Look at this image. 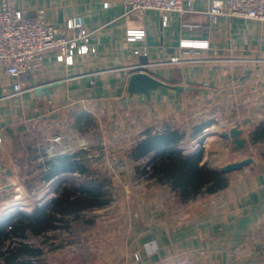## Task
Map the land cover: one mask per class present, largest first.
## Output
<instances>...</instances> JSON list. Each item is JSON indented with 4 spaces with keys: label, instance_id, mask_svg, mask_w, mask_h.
<instances>
[{
    "label": "crops",
    "instance_id": "obj_1",
    "mask_svg": "<svg viewBox=\"0 0 264 264\" xmlns=\"http://www.w3.org/2000/svg\"><path fill=\"white\" fill-rule=\"evenodd\" d=\"M211 2L196 0L193 11L163 23L156 10L125 15L123 0H15L24 16L42 10L53 26L81 16L95 51L74 53L72 64L47 54L23 76L20 94L17 78L0 70V218L11 198L7 179L22 174L26 153L41 174L47 158L70 146L88 155L90 169L107 172L116 193L93 212L92 225L75 227L87 240L76 264H264V22L213 20ZM138 29L144 39L128 40L127 30ZM139 71L161 84L131 94ZM214 125L201 166L251 159L229 172L225 188L182 202L169 184L136 173L145 160L132 151L147 130H184L181 149L192 154ZM233 128L236 137L220 136ZM152 240L158 250L149 254L144 244ZM66 243L53 258L77 248Z\"/></svg>",
    "mask_w": 264,
    "mask_h": 264
},
{
    "label": "trees",
    "instance_id": "obj_2",
    "mask_svg": "<svg viewBox=\"0 0 264 264\" xmlns=\"http://www.w3.org/2000/svg\"><path fill=\"white\" fill-rule=\"evenodd\" d=\"M185 137L184 130L170 126L150 129L132 151L135 159L146 161L136 167V173L169 184L182 202L217 192L228 182L222 173L201 166L202 148L184 153L181 143ZM87 159L83 150H77L44 161L41 178L46 182L54 179L51 186L56 187V196L31 213L15 211L0 219V264H45L43 246L57 248L65 244L62 233L55 232L70 233L80 224L81 228L92 225L96 219L92 213L114 203L112 179L90 169Z\"/></svg>",
    "mask_w": 264,
    "mask_h": 264
},
{
    "label": "built area",
    "instance_id": "obj_3",
    "mask_svg": "<svg viewBox=\"0 0 264 264\" xmlns=\"http://www.w3.org/2000/svg\"><path fill=\"white\" fill-rule=\"evenodd\" d=\"M195 2L196 0H123V6L125 15L156 10L162 15L163 23H166L172 13L193 11ZM207 12L213 20L224 15L264 22V0H212ZM126 34L128 40H143L146 31L127 30ZM92 37L93 32L86 28L81 16L68 18L63 27H58L45 20L42 10L34 16H24L16 7L15 0H0V70L17 78L14 94L24 91L21 79L37 68L47 54L55 53L59 61L72 64L74 53L86 54L95 51ZM183 44L187 47L194 45L192 42ZM134 53L139 54L140 50L136 49ZM178 61V58L171 60ZM215 127L214 125L205 129V133L209 134L210 129ZM60 139L61 137L57 136L55 140ZM19 180L16 182L10 176L6 185L12 187L17 183L15 188L19 190L24 187ZM54 197L52 195L48 201ZM46 203L48 202L40 206ZM144 246L149 254L158 250V244L154 240L146 242Z\"/></svg>",
    "mask_w": 264,
    "mask_h": 264
},
{
    "label": "rangeland",
    "instance_id": "obj_4",
    "mask_svg": "<svg viewBox=\"0 0 264 264\" xmlns=\"http://www.w3.org/2000/svg\"><path fill=\"white\" fill-rule=\"evenodd\" d=\"M217 131H218L217 126L214 129H210V132H208L209 134L205 133V131H204L200 135V137L197 139L198 142L196 143L194 150L196 149V151H198L199 148H202V150H203V147L208 142L207 140L209 139V137L215 135ZM34 136H35V134H31V137L29 139L34 138ZM45 143H47V141H45ZM47 144L50 146V142H48ZM184 146H182V147H184ZM69 147L70 146L65 147L64 150H69V152H73V151H71V147L70 148ZM188 148H190V147H188ZM185 153L188 154L187 151ZM26 156L28 157L27 153H26L25 157H23L24 165H23V168L21 169L22 174L21 175H19V174L11 175V177L14 178V180L16 182L19 179H22L23 181H20V180L19 181L24 184V187H20L21 189L16 190L15 187L18 185L17 183H16V185H13L12 187L10 186V188L12 190L11 191V198L8 202H6L4 204V206L8 205L6 210H4L5 214L8 212H13V211L14 212L15 211H22L25 213H31L36 206H40L41 204H44L46 201L49 202L48 200H50V197L52 195L56 196V193L54 192L56 187H54V186L51 187L50 184H46L44 182H41L42 178H41V174H39V170H40L39 163L33 162V160L28 159ZM29 156L33 157L32 153H30ZM25 163H27V164H25ZM218 168H221V167H218ZM97 172L98 171H96V173ZM222 174L227 178L229 172H225ZM37 179H39L38 184L36 182ZM112 188L114 189L113 186H112ZM128 189H131V188L128 186ZM115 194L116 193L114 191V195ZM93 215H95V214L93 213ZM0 219H2V217ZM71 229H72V232H70V233L67 230H59L57 232H55V231L54 232L55 233H62L61 238H64L65 239L64 241L68 242V244L67 243L66 244L68 246H77V248H73L74 250L69 252V255L67 257L62 256L63 253L60 252V254L57 255V258H55V257L53 258L51 255V251L53 248H51L49 246H43V248H44L43 249V255H42L43 256L42 257L43 263H45V264H60V262L62 261L61 257H63L64 258L63 260H65V258H68L67 259L68 264H76V261L79 259L77 257L78 255H76V254L80 253V251H83L84 246H87V240L82 233L76 234V229L74 227H72ZM52 234H54V233H52Z\"/></svg>",
    "mask_w": 264,
    "mask_h": 264
},
{
    "label": "water",
    "instance_id": "obj_5",
    "mask_svg": "<svg viewBox=\"0 0 264 264\" xmlns=\"http://www.w3.org/2000/svg\"><path fill=\"white\" fill-rule=\"evenodd\" d=\"M158 84H161V82L153 78L149 74L143 71H139L132 75L131 80H130V85H129V91L131 94L148 93L149 90L154 89ZM240 131L241 130H238L237 128H233L230 132H226V131L220 132V136L228 138L231 135L232 137H236L237 134L240 133ZM250 162H251V159L248 158V159H245L239 162L229 163L216 170H218L220 173L231 172L234 170L242 169L245 165H248ZM13 212H9L5 214L4 216L10 215Z\"/></svg>",
    "mask_w": 264,
    "mask_h": 264
}]
</instances>
